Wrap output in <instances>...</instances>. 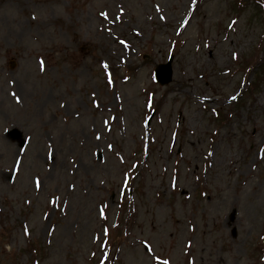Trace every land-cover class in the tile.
<instances>
[{
	"label": "rangeland",
	"instance_id": "rangeland-1",
	"mask_svg": "<svg viewBox=\"0 0 264 264\" xmlns=\"http://www.w3.org/2000/svg\"><path fill=\"white\" fill-rule=\"evenodd\" d=\"M261 7L264 0H0L7 257L264 264ZM170 55L172 80L161 85L154 69Z\"/></svg>",
	"mask_w": 264,
	"mask_h": 264
},
{
	"label": "water",
	"instance_id": "water-1",
	"mask_svg": "<svg viewBox=\"0 0 264 264\" xmlns=\"http://www.w3.org/2000/svg\"><path fill=\"white\" fill-rule=\"evenodd\" d=\"M156 73L161 83L168 82L171 77L170 62L159 65L156 69Z\"/></svg>",
	"mask_w": 264,
	"mask_h": 264
}]
</instances>
